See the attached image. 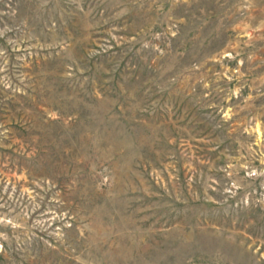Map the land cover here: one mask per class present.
Wrapping results in <instances>:
<instances>
[{
	"label": "rangeland",
	"instance_id": "obj_1",
	"mask_svg": "<svg viewBox=\"0 0 264 264\" xmlns=\"http://www.w3.org/2000/svg\"><path fill=\"white\" fill-rule=\"evenodd\" d=\"M0 264H264V0H0Z\"/></svg>",
	"mask_w": 264,
	"mask_h": 264
}]
</instances>
